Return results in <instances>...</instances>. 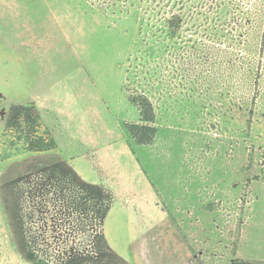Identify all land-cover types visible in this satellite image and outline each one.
Segmentation results:
<instances>
[{
  "label": "rangeland",
  "instance_id": "1",
  "mask_svg": "<svg viewBox=\"0 0 264 264\" xmlns=\"http://www.w3.org/2000/svg\"><path fill=\"white\" fill-rule=\"evenodd\" d=\"M30 102L53 148L5 128ZM143 228L264 264V0H0V264H133Z\"/></svg>",
  "mask_w": 264,
  "mask_h": 264
},
{
  "label": "trees",
  "instance_id": "2",
  "mask_svg": "<svg viewBox=\"0 0 264 264\" xmlns=\"http://www.w3.org/2000/svg\"><path fill=\"white\" fill-rule=\"evenodd\" d=\"M140 107V121L129 123L126 130L136 144L150 143L155 134V127L152 125V108L148 99ZM27 126L24 133L26 145L29 149L48 150L55 146L52 138L46 139L37 134L40 126V113L36 106L30 102L27 104H13L10 106L5 122V128H14L22 132L23 126Z\"/></svg>",
  "mask_w": 264,
  "mask_h": 264
},
{
  "label": "crops",
  "instance_id": "3",
  "mask_svg": "<svg viewBox=\"0 0 264 264\" xmlns=\"http://www.w3.org/2000/svg\"><path fill=\"white\" fill-rule=\"evenodd\" d=\"M163 220H156L154 223L172 222L168 219ZM138 222L141 223V219ZM137 236L130 250L133 264H194L190 249L178 231L163 232L157 231V228L154 230L143 228Z\"/></svg>",
  "mask_w": 264,
  "mask_h": 264
}]
</instances>
